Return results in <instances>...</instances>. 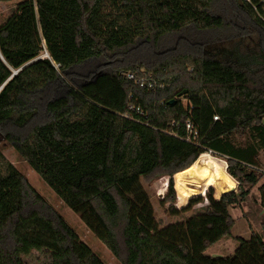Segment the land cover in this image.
<instances>
[{
	"label": "trees",
	"instance_id": "obj_1",
	"mask_svg": "<svg viewBox=\"0 0 264 264\" xmlns=\"http://www.w3.org/2000/svg\"><path fill=\"white\" fill-rule=\"evenodd\" d=\"M255 3L258 11L239 0H22L0 24V135L122 264H264V235L234 237L230 213L263 177L264 4ZM170 42L194 50L170 54ZM129 52L136 57L124 59ZM142 69L164 89L127 79ZM188 122L199 144L186 141ZM208 152L227 162L241 193L217 200L210 188L203 213L161 225L143 181L169 176L165 199L175 200L173 177L196 174ZM259 191L264 208V184ZM228 239L234 255L205 254ZM30 260L105 264L0 148V264Z\"/></svg>",
	"mask_w": 264,
	"mask_h": 264
},
{
	"label": "rangeland",
	"instance_id": "obj_2",
	"mask_svg": "<svg viewBox=\"0 0 264 264\" xmlns=\"http://www.w3.org/2000/svg\"><path fill=\"white\" fill-rule=\"evenodd\" d=\"M22 0H0V24H2L14 11L17 4ZM248 35V34H247ZM253 36V34H251ZM239 42V39L236 41H231L225 43V46L231 47L234 43ZM184 42L179 43L175 50L172 49V46L175 45V42H170L167 48H171L170 54L177 52H184V51H193L192 47L187 46ZM248 48L246 42L244 45L240 46V50L243 53L248 54ZM254 48V47H253ZM210 52H206L205 54H210L215 56V51L218 50L208 49ZM214 51V52H213ZM134 52V51H133ZM129 52L127 55L124 56V59H132L136 57L137 53ZM176 53V52H175ZM168 54V53H167ZM166 54V55H167ZM217 56V55H216ZM242 57H245L241 55ZM241 56H238L235 59V62L244 67H250L253 63L250 61V58L243 59ZM48 58V55L44 52L41 57ZM256 60V57L253 58ZM183 103L186 105L187 101L184 99ZM247 136H237L235 138L236 143L243 144L247 142ZM0 148L3 151V154L6 160L11 163L25 178L27 184L32 187L40 196L41 198L60 216L64 218V220L74 229V231L79 235L81 240L86 243L100 258L104 261L105 264H122L118 259L114 257L111 251L90 231V229L85 225L79 215L74 213L57 195L56 193L48 186V184L42 179V177L34 170L32 167L19 155L14 147H12L9 142H7L1 135H0ZM202 157H208L204 161V166H209L207 170L211 174V183L207 185L205 192L200 195H190L184 189H178L176 185H178V180L181 177H186L184 175L174 176V189H175V200L172 198L165 199L169 193V184H170V177L165 176L158 179H150L143 181L144 186L149 193L153 207L155 210V215L157 220L160 222L161 225L167 226L173 223L182 222L194 215L199 213H203L208 205V201L206 199V194L210 188L214 189V198L219 200L220 197H217V191L214 186V177L216 175V167L220 168L222 173H226L227 162L222 157H216L215 155L211 154L210 152L201 155ZM197 161V162H198ZM197 162L193 166L195 172H202L199 170L201 166L197 165ZM213 164V165H212ZM260 174L263 175L260 183L254 187L250 195L246 198V200L241 203L240 205L233 206L230 208V213L234 219V228H233V236L234 237H242L245 239H250L252 233H260L264 235V208L260 201V191L259 188L264 184V150L261 152V166H260ZM215 169V170H214ZM181 173V172H180ZM179 174V173H178ZM225 175V174H224ZM232 180L233 178L226 173ZM234 181V180H233ZM235 182V181H234ZM236 186L234 191L240 194L241 192L238 190V182H235ZM179 187V186H178ZM190 188H196V184L190 183ZM198 189V188H196ZM233 190V189H232ZM230 191V190H229ZM190 196L188 200L182 195ZM199 194V193H197ZM196 197H203L204 201L199 203L198 205L192 207L189 211L179 215L173 216L169 213V208L171 206H175L177 209H183L188 206L189 201L192 198ZM238 247V242L234 239L228 240H221L220 242L216 243L210 249L205 252L206 255L211 257H229L234 255L236 249ZM31 264H38L35 260H30Z\"/></svg>",
	"mask_w": 264,
	"mask_h": 264
},
{
	"label": "bare ground",
	"instance_id": "obj_3",
	"mask_svg": "<svg viewBox=\"0 0 264 264\" xmlns=\"http://www.w3.org/2000/svg\"><path fill=\"white\" fill-rule=\"evenodd\" d=\"M206 159H208V157H202L200 161L197 162V165L201 166L199 170H202V172H198L194 175H190L186 177H181L178 180V186L181 189H184L190 195H193V196L200 195L201 196L205 192L207 185L211 183V174L208 171H203V169L207 170L209 166L202 167L203 166L202 164H204V161ZM190 183L196 184V188L198 189L196 188L194 189L193 187L190 188L189 187ZM214 186L217 191V197L221 198L225 194H228L232 189H234L236 184L228 175H226V173H223L222 175H218L214 177Z\"/></svg>",
	"mask_w": 264,
	"mask_h": 264
},
{
	"label": "built area",
	"instance_id": "obj_4",
	"mask_svg": "<svg viewBox=\"0 0 264 264\" xmlns=\"http://www.w3.org/2000/svg\"><path fill=\"white\" fill-rule=\"evenodd\" d=\"M244 4H247L251 6L255 11H258L257 4L255 3V0H241ZM259 2V4H264V0H256ZM260 18L264 20V15L259 14ZM55 67L58 69L59 65H55ZM126 77L129 81L133 82V84L137 87H139L141 90H149V91H156L159 89H164L163 84H159L158 81H156L153 77V75L148 74L145 70H139L136 72H128L126 74ZM133 99V97H130ZM133 110H137L138 113L143 114L142 110L136 106L131 107ZM218 117H215V120H217ZM187 136L186 141L193 144H199L198 142V136L199 132L195 128L192 122H188L186 126ZM211 153V152H210ZM212 154V153H211ZM227 168V167H226Z\"/></svg>",
	"mask_w": 264,
	"mask_h": 264
},
{
	"label": "water",
	"instance_id": "obj_5",
	"mask_svg": "<svg viewBox=\"0 0 264 264\" xmlns=\"http://www.w3.org/2000/svg\"><path fill=\"white\" fill-rule=\"evenodd\" d=\"M239 2H240V4L241 5H243V2L241 1V0H239ZM39 59H41V58H39ZM19 71H17V72H15V75L18 73ZM186 94V92L185 93H183V94H181V95H179V97L178 98H181L183 95H185ZM177 103V99H174V100H172L171 102H169V105L170 106H174L175 104ZM234 190H231L230 192H233ZM229 192V193H230Z\"/></svg>",
	"mask_w": 264,
	"mask_h": 264
},
{
	"label": "crops",
	"instance_id": "obj_6",
	"mask_svg": "<svg viewBox=\"0 0 264 264\" xmlns=\"http://www.w3.org/2000/svg\"><path fill=\"white\" fill-rule=\"evenodd\" d=\"M226 173H227V169H226ZM227 174H228V173H227ZM233 180H234L235 182H237L235 179H233ZM233 190H234V189H233ZM233 192H235V191H233ZM209 249H210V248H209ZM209 249H208V250H209ZM208 250H207V251H208ZM207 251H206V252H207Z\"/></svg>",
	"mask_w": 264,
	"mask_h": 264
}]
</instances>
